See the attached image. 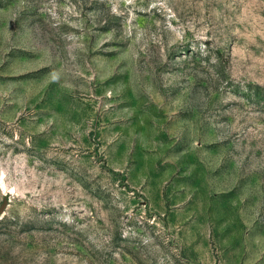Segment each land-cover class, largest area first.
Masks as SVG:
<instances>
[{"label":"rangeland","instance_id":"374dc122","mask_svg":"<svg viewBox=\"0 0 264 264\" xmlns=\"http://www.w3.org/2000/svg\"><path fill=\"white\" fill-rule=\"evenodd\" d=\"M0 264H264V0H0Z\"/></svg>","mask_w":264,"mask_h":264},{"label":"water","instance_id":"95a60500","mask_svg":"<svg viewBox=\"0 0 264 264\" xmlns=\"http://www.w3.org/2000/svg\"><path fill=\"white\" fill-rule=\"evenodd\" d=\"M1 210V209H0Z\"/></svg>","mask_w":264,"mask_h":264}]
</instances>
